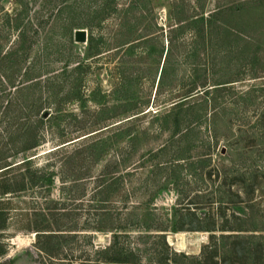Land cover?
<instances>
[{
  "label": "rangeland",
  "instance_id": "1",
  "mask_svg": "<svg viewBox=\"0 0 264 264\" xmlns=\"http://www.w3.org/2000/svg\"><path fill=\"white\" fill-rule=\"evenodd\" d=\"M182 4L184 15L204 7L209 17L218 0H0V168L28 158L52 181L9 197L0 264H50L36 246L33 227L45 219L35 213L64 235L58 255L72 264H96L115 225L148 252L143 264L161 250L157 234L173 252L198 256L210 233L170 232L174 210L234 213L219 205V184L238 131L264 108V45L243 36L264 42V2L229 16L224 42L216 32L205 42L192 20L177 25ZM226 82L219 93L199 88L191 122L175 123V104L193 85ZM27 116L39 146L20 153ZM214 167L220 175L210 178ZM256 200L264 209V191Z\"/></svg>",
  "mask_w": 264,
  "mask_h": 264
},
{
  "label": "trees",
  "instance_id": "2",
  "mask_svg": "<svg viewBox=\"0 0 264 264\" xmlns=\"http://www.w3.org/2000/svg\"><path fill=\"white\" fill-rule=\"evenodd\" d=\"M263 2L264 0H238L235 6L229 8L225 4L222 5L221 0H218L216 10L208 15L209 17H205L204 7L200 14L192 12L190 15H184L182 13L185 12L186 4H182V12L174 17V20L177 25L184 29L186 27L183 24L192 20L193 23L191 22V24L198 25V34L203 40H206L205 42L211 40L214 32L217 33L216 38L220 37V41L224 42L226 34L229 33L227 30L230 28L228 17L239 11L254 12L257 5L259 7ZM243 36L249 44L261 47L264 45V42L255 33H243ZM232 83H215L213 85L215 88L210 90H208L210 86L205 83L200 86L193 85L175 104L176 110L178 109L176 113H173L175 123L188 124L191 122L193 113H190V104L194 101L195 97L193 96L198 93L199 88L206 90V94L219 93L226 88V85ZM260 93L264 95V88L260 90ZM249 94L246 93L245 96ZM28 111L27 115L32 112L31 107ZM242 113L245 114V111ZM176 114H181L183 119L180 121ZM255 116L252 125L247 121L243 129L238 131L240 133L239 138L231 144L233 160L224 173V184H219V186L225 188L220 193L222 199L218 200L219 205L221 206L223 203L232 205L233 209L230 208V210H233L234 213L227 216L226 211L220 207L217 212L211 215V219L206 216L200 219L196 214L197 209L192 212L189 209L190 207L183 208L181 211L175 209L170 219V222H172L170 232H208L210 233L209 239L202 246L198 256H189L184 253L173 252L166 243L165 234L153 235L161 241L159 245L161 250L150 251L149 262L152 261L153 264H264V209L256 200V193L264 191V108L260 109ZM33 119L34 117L27 116L22 124V126H25L24 129L19 126L17 128L20 131L19 138L23 141L22 147L19 149L20 153H26L39 146V142L36 141V133L32 131L33 128L31 127H34ZM178 131L179 128L177 127L176 132ZM214 168L213 172L209 173L210 178L212 174L216 178L220 175L219 170L216 167ZM14 172H18L16 176L12 174ZM51 184L50 178H46L41 170L33 167L31 159L25 158L14 167L12 165L1 167L0 233L8 228L9 214L12 209L9 208L11 204L9 197L29 189L43 188L45 185L50 186ZM217 188L219 193L221 187ZM243 209L245 212L239 215V212ZM182 210L186 212H182ZM235 212H238V214ZM43 214L35 213V216H41L45 220L33 227V230L37 233L36 246L39 253L44 255V259L49 260L50 264H72L59 257L60 240L64 235L53 231L52 224L45 218L47 215ZM118 224H120V220ZM136 226L140 228L139 223ZM109 229L113 230L112 240L107 247L97 252L99 259L96 264H143L144 259H142V256L148 252L144 253L139 249L140 245L130 243V233L122 231V227L117 225ZM167 229L168 227H158L154 230L167 232L169 231ZM6 252V247L0 235V259L6 255Z\"/></svg>",
  "mask_w": 264,
  "mask_h": 264
},
{
  "label": "water",
  "instance_id": "3",
  "mask_svg": "<svg viewBox=\"0 0 264 264\" xmlns=\"http://www.w3.org/2000/svg\"><path fill=\"white\" fill-rule=\"evenodd\" d=\"M74 40L77 43L87 42V32L85 30H76L74 32Z\"/></svg>",
  "mask_w": 264,
  "mask_h": 264
}]
</instances>
